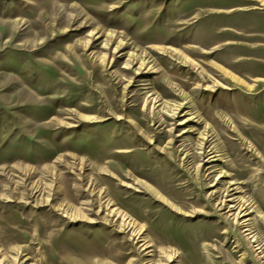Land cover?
Wrapping results in <instances>:
<instances>
[{"label":"rangeland","instance_id":"obj_1","mask_svg":"<svg viewBox=\"0 0 264 264\" xmlns=\"http://www.w3.org/2000/svg\"><path fill=\"white\" fill-rule=\"evenodd\" d=\"M214 190L264 264V0H0V264H259Z\"/></svg>","mask_w":264,"mask_h":264},{"label":"bare ground","instance_id":"obj_2","mask_svg":"<svg viewBox=\"0 0 264 264\" xmlns=\"http://www.w3.org/2000/svg\"><path fill=\"white\" fill-rule=\"evenodd\" d=\"M189 63L191 65L195 66V64L192 60H189ZM145 107H146V110L148 112V116L151 118L152 121H154L155 123H162L164 121L162 115L159 114V112L154 108L153 105H148V103H146ZM115 117H116V115H115ZM117 119H120V118H117ZM129 125L147 143L152 144L151 138H149L146 131L144 129H142L139 126V124H137L133 120H129ZM169 142H170V144H172L173 140L171 139ZM206 142H207V140L205 139L204 143H206ZM208 143H210V142H208ZM155 147L159 151V153H164L165 155H167L169 157L171 156L170 152L167 150L169 148H167V147L162 148L160 146H155ZM210 154L212 155L213 152H211ZM197 157H199V155H197ZM213 157H215V156H211L209 159H211ZM185 158L186 157L180 158V161L182 162L181 166L185 168V171L190 175V177L194 180V182L198 183V181L199 182L201 181V185L205 189L211 188L213 184H211L206 179V176L203 173V169L198 165L192 166L191 164L188 163V161ZM146 189L148 191H150L152 194H154V195L158 196L160 199H162L172 209H175L179 212L181 211L180 208L176 207L173 203H171L169 200H167L161 193H159L151 185L147 184ZM234 190H237V188H234ZM217 195H218L217 190L205 192L204 198L207 201V203H208L207 206L210 208V210L194 209L193 213L200 214L203 216H210V215H213L214 213H217L218 216L220 217V219L226 225L224 227L225 229H223V231H222V234L227 235V234L231 233L234 235L236 233L235 235L238 236L239 240L234 239V242L236 243L235 247L238 248L241 243H244L246 248L249 250V253L252 256V258H254V260L256 262H258L259 264H263L261 262V257L259 256V253H261V252H257L260 249L259 242H258L259 240L254 235H251L253 233V231H252V227L250 226V223H249L250 219L246 218L249 215V213L253 212L252 210L254 208L252 207V205L250 204V202L247 199H242L243 201H240L241 202L240 203V202H238V200L236 201L235 198H232V196H230V198H228V199H219L218 198L219 196H217ZM119 213L120 212H118V211L116 212V214H119ZM129 225H130V223H127V226H129ZM130 228H132L131 225H130ZM132 232L133 233L135 232L134 229H132ZM134 234H135V236L137 235V233H134ZM140 241L142 242V246L144 247V249H147L148 246L146 245L147 243H145V240H140ZM211 248L213 250L215 249L219 254H221L224 261H227L230 264H242L240 261H235L233 259V255L236 252L230 253L227 250H224L222 244H220V246L212 245ZM91 255H93V254H91ZM166 258H167V260H169L171 258V255H166ZM89 259L90 258L88 256V258L86 259V264L90 263ZM102 264H105V263H102Z\"/></svg>","mask_w":264,"mask_h":264}]
</instances>
